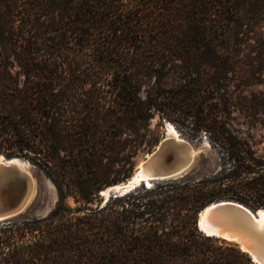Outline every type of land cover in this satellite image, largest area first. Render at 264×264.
Wrapping results in <instances>:
<instances>
[{
  "label": "trees",
  "instance_id": "trees-1",
  "mask_svg": "<svg viewBox=\"0 0 264 264\" xmlns=\"http://www.w3.org/2000/svg\"><path fill=\"white\" fill-rule=\"evenodd\" d=\"M263 20L264 0H0V153L58 191L47 215L0 222V264H258L197 220L225 198L264 209V160L229 127L220 82L240 34ZM206 68L218 73L204 83ZM157 112L209 128L228 175L141 184L100 206L157 143Z\"/></svg>",
  "mask_w": 264,
  "mask_h": 264
},
{
  "label": "rangeland",
  "instance_id": "rangeland-1",
  "mask_svg": "<svg viewBox=\"0 0 264 264\" xmlns=\"http://www.w3.org/2000/svg\"><path fill=\"white\" fill-rule=\"evenodd\" d=\"M237 42L232 51L228 70L220 74L223 88L221 93L225 103V107L223 105L222 108H226L224 116L232 131L249 144L256 158L264 160V20L258 23L253 32L240 34ZM0 47L7 50L6 39H0ZM205 71L207 73L202 75L204 83L210 79L211 75L218 73L214 68H206ZM165 81L168 87L178 83V74L175 70L171 71ZM218 92L214 85L206 88V96L210 98L208 102L211 115H214L218 109L217 98L221 96ZM169 127L174 129L180 138L188 140L199 149L193 165L181 178L199 180L228 175L233 162L227 150L212 141L210 129L199 125L194 119L185 121L175 113L171 115L156 113L151 123V130L158 141L150 152L166 136ZM150 152L141 153L137 157L133 174ZM30 171L34 192L26 212L31 211L33 215L40 216L39 214H44L55 207L58 191L53 181L43 171L34 165ZM104 196L108 197V195L99 194V202L104 200ZM66 204L72 208L78 205L72 197L66 200ZM257 208L262 206L253 209Z\"/></svg>",
  "mask_w": 264,
  "mask_h": 264
},
{
  "label": "water",
  "instance_id": "water-1",
  "mask_svg": "<svg viewBox=\"0 0 264 264\" xmlns=\"http://www.w3.org/2000/svg\"><path fill=\"white\" fill-rule=\"evenodd\" d=\"M198 151L199 149L188 140L175 138L167 133L144 159L142 180L130 184V177L120 184L105 189L108 190V197L104 196L100 206H103L110 196L128 193L141 183L148 185L149 181L150 186H153L161 180L183 177L193 165ZM0 156H2L0 158L1 222L29 209L34 186L30 171L32 163L20 157L7 158L1 153ZM102 191L100 194L103 196ZM207 207L198 214L199 230L208 236L237 243L250 254L254 262L264 264V218L261 222L259 209L253 210L239 201L224 199L209 205L204 220L203 214ZM51 210L39 215L45 216Z\"/></svg>",
  "mask_w": 264,
  "mask_h": 264
},
{
  "label": "bare ground",
  "instance_id": "bare-ground-1",
  "mask_svg": "<svg viewBox=\"0 0 264 264\" xmlns=\"http://www.w3.org/2000/svg\"><path fill=\"white\" fill-rule=\"evenodd\" d=\"M168 135L173 136L175 138H180V136H178V133L174 129L170 128V127L168 128ZM0 158H2V156H0ZM142 170H143V163H141V165L136 170V172L134 173V175L130 178L131 179L130 182H129L130 184H134V183H137L140 180H142V178H143ZM141 184H144V183H141ZM146 186H150V182L149 181H148V185H146ZM102 194L103 195H108V190L102 191ZM208 207H209V205H208ZM208 207L206 208V210L204 211V214H203L204 220H205L206 214H207L208 209H209ZM259 212H260V215H261V222H262V220L264 218V209L263 208H260L259 209Z\"/></svg>",
  "mask_w": 264,
  "mask_h": 264
}]
</instances>
